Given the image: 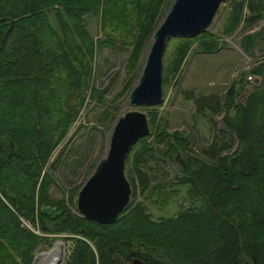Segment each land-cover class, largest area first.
<instances>
[{
	"label": "trees",
	"instance_id": "obj_1",
	"mask_svg": "<svg viewBox=\"0 0 264 264\" xmlns=\"http://www.w3.org/2000/svg\"><path fill=\"white\" fill-rule=\"evenodd\" d=\"M165 3L0 0V264H32L42 242L52 243L24 219L47 232L70 233L64 237L72 244L63 264H126L134 256L155 264H253V255L257 264H264V59L243 71L223 94L183 90L199 115L223 113L224 126L215 128L202 155L191 146L190 134L168 130L161 103L148 105L150 133L133 146L127 162L132 201L114 221L72 211L69 203L77 204V188L69 202L51 196V158L91 87L96 42L84 15L99 14L104 45L127 54L131 76L126 91L133 88ZM258 20L264 22V0H229L220 33L205 29L173 36L166 51L164 86L172 83L194 45L204 52L217 51L224 46L221 34L232 35L242 22L251 26ZM241 46L248 53L264 52V24L245 31ZM248 74L261 77V83L241 101ZM92 88L93 95L103 97L102 90ZM178 153L183 161L177 184L187 187L191 203L174 215L155 217L137 200L138 192L158 191L165 204L169 192L178 188L169 189L170 184L152 175L149 162H172Z\"/></svg>",
	"mask_w": 264,
	"mask_h": 264
},
{
	"label": "rangeland",
	"instance_id": "obj_2",
	"mask_svg": "<svg viewBox=\"0 0 264 264\" xmlns=\"http://www.w3.org/2000/svg\"><path fill=\"white\" fill-rule=\"evenodd\" d=\"M172 2L173 0H166L163 16L170 9ZM228 10L229 0H226L220 6L212 24L207 29L211 32L220 33ZM245 14H249L248 8L245 9ZM52 21L58 28L59 24L54 15H52ZM84 22L96 42L91 58L93 65L91 87L86 91V102L81 108L78 118L70 127L62 143L54 151L50 163V170H52L55 178L50 189L51 196L54 200L64 198L67 202L70 200L73 188H77V194L74 196L77 202L82 184L107 155L110 133L119 116L130 109H148V106H137L130 101L129 93L132 88L124 90L131 76L128 74L125 64L127 54L104 45L100 15L95 12H88L84 15ZM263 24V20H258L251 26H245L242 22L241 27L232 35L221 34L220 40L224 41V46L220 50L209 52L211 54L201 51L197 45H194L182 63L181 70L172 79V83L165 87V99L159 106V110L163 116L167 117V128L169 131L179 130L183 135L190 134L191 146L196 153L202 155L203 149L210 143L215 128L224 126L223 113L208 112L210 115H199L196 104L192 99L185 96L183 90L194 87L202 93L223 94L232 81L242 78L243 71H248L264 59V52L248 53L241 46V37L245 31L261 29ZM150 44L151 38L141 60V68L135 73L133 87L137 84L141 74ZM248 75L246 77L250 82L241 90L239 96L241 101L245 100L247 93L255 84L254 79L250 80ZM176 79L180 80V84H176ZM93 86L102 90L103 97L93 95ZM179 161L178 159L172 162L153 159L149 162L152 175L159 177L164 183L170 184L168 185L169 189L178 188L169 192L171 195L165 204H162L158 191L149 194L147 191L146 194L139 190L137 200L144 201L148 210L155 217L174 215L181 206L187 207L191 203L187 187L177 184L181 174ZM136 179L138 182L137 177ZM69 206L75 213H80L77 204L69 203ZM24 223L34 229L35 232L51 237L52 243L42 242L36 253L48 251L57 244L62 246L60 243L62 240L66 245L63 243L64 251L60 263L66 259L71 249L72 240H65L64 237L70 233L47 232L40 228L39 224L34 225L27 219H24Z\"/></svg>",
	"mask_w": 264,
	"mask_h": 264
},
{
	"label": "water",
	"instance_id": "obj_3",
	"mask_svg": "<svg viewBox=\"0 0 264 264\" xmlns=\"http://www.w3.org/2000/svg\"><path fill=\"white\" fill-rule=\"evenodd\" d=\"M225 1L173 0L170 9L152 33L141 74L129 93V99L134 105L148 106L164 101L165 60L171 38L176 35H193L207 29ZM260 80L259 76L254 78L256 84ZM150 130L147 110L130 109L119 116L110 133L107 155L79 190L77 207L85 217L105 223L112 222L130 205L133 187L127 174L128 157L133 146L148 135ZM177 159L183 161L180 153ZM36 258L37 253L32 264ZM253 259V264H257L255 255ZM132 264L150 263L134 257Z\"/></svg>",
	"mask_w": 264,
	"mask_h": 264
},
{
	"label": "bare ground",
	"instance_id": "obj_4",
	"mask_svg": "<svg viewBox=\"0 0 264 264\" xmlns=\"http://www.w3.org/2000/svg\"><path fill=\"white\" fill-rule=\"evenodd\" d=\"M60 243L62 244V246L60 244H57L51 247L48 251L37 253V258L34 264H59L64 251L63 243L66 245V243L62 240L60 241ZM60 264H62V262Z\"/></svg>",
	"mask_w": 264,
	"mask_h": 264
},
{
	"label": "flooded vegetation",
	"instance_id": "obj_5",
	"mask_svg": "<svg viewBox=\"0 0 264 264\" xmlns=\"http://www.w3.org/2000/svg\"><path fill=\"white\" fill-rule=\"evenodd\" d=\"M134 257H138V256H134ZM133 257V258H134ZM132 262H133V260H131V262H126V264H132ZM146 263H150V264H155V263H153V262H148V261H145ZM173 264V263H172Z\"/></svg>",
	"mask_w": 264,
	"mask_h": 264
},
{
	"label": "built area",
	"instance_id": "obj_6",
	"mask_svg": "<svg viewBox=\"0 0 264 264\" xmlns=\"http://www.w3.org/2000/svg\"><path fill=\"white\" fill-rule=\"evenodd\" d=\"M248 78L251 80V79H254L255 76H254L253 74H249V75H248Z\"/></svg>",
	"mask_w": 264,
	"mask_h": 264
},
{
	"label": "crops",
	"instance_id": "obj_7",
	"mask_svg": "<svg viewBox=\"0 0 264 264\" xmlns=\"http://www.w3.org/2000/svg\"><path fill=\"white\" fill-rule=\"evenodd\" d=\"M219 50H220V49H219ZM202 54H206V53H202ZM207 54H211V53L208 52Z\"/></svg>",
	"mask_w": 264,
	"mask_h": 264
}]
</instances>
